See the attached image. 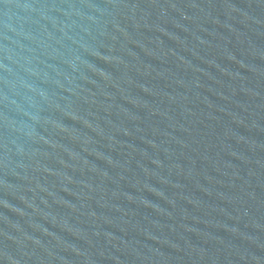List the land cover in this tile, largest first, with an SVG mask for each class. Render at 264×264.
<instances>
[{
  "label": "water",
  "instance_id": "1",
  "mask_svg": "<svg viewBox=\"0 0 264 264\" xmlns=\"http://www.w3.org/2000/svg\"><path fill=\"white\" fill-rule=\"evenodd\" d=\"M0 264H264V0H0Z\"/></svg>",
  "mask_w": 264,
  "mask_h": 264
}]
</instances>
